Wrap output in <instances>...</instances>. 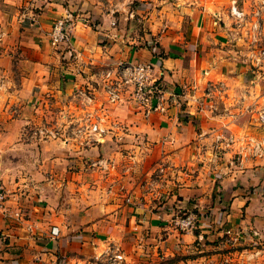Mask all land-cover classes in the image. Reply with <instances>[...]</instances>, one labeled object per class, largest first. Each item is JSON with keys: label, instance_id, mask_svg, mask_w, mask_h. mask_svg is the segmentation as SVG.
Wrapping results in <instances>:
<instances>
[{"label": "crops", "instance_id": "0c3cea01", "mask_svg": "<svg viewBox=\"0 0 264 264\" xmlns=\"http://www.w3.org/2000/svg\"><path fill=\"white\" fill-rule=\"evenodd\" d=\"M125 2L0 0V264H87L144 245L187 251L264 236V157L238 140L239 125L244 135L263 132L253 125L261 97L256 82H240L257 76L230 0ZM63 15L70 43L56 47L50 31ZM120 62L152 65L165 111L146 118L127 103L110 107L114 128L94 145L28 137L47 101L71 105L76 86L101 93L103 71ZM124 135L168 156L176 186L163 202L119 193L110 167L91 165L103 157L115 166L122 145L109 140ZM185 211L198 213V228L175 227Z\"/></svg>", "mask_w": 264, "mask_h": 264}, {"label": "rangeland", "instance_id": "374dc122", "mask_svg": "<svg viewBox=\"0 0 264 264\" xmlns=\"http://www.w3.org/2000/svg\"><path fill=\"white\" fill-rule=\"evenodd\" d=\"M126 1L125 3L130 2L132 5L136 0ZM255 3V0H240V4L245 7V10L249 13L253 12L256 8ZM128 11L129 10H125V12ZM233 23L241 26L242 30L240 32L245 38L243 44L246 45L249 42L253 44L257 41L259 44L264 45V24L259 29L254 30L248 21L236 22L233 20ZM140 25L137 24L136 27H133L134 30L137 32L144 31L143 25ZM125 28L129 31L132 30L131 26L126 27V25H124V29ZM255 33L259 36L257 39H253ZM248 67V71H252L257 77L250 80L248 78H243L240 82L252 80L253 83H257L255 94L261 97V100L259 102L260 106L255 110L257 113L253 125L259 129L262 128L263 134L244 135L245 132H243L242 126L237 125L238 130H240L238 132V137H240L238 140L239 145L245 148V153H250L249 155L251 156L263 154L260 155L263 158L264 124L260 119V115L264 112V76L262 75V72H264V64L262 66L248 64ZM220 84L222 85V82H220ZM236 84L239 85L240 83ZM83 87L89 89V91L93 93L96 99L95 102L92 101L91 104H86L82 97L74 96L71 105H69V103L62 105L61 108L64 109L66 114L62 118L63 124H61V128L66 131L68 127H70L71 130L81 127L82 122L80 117H83L87 111H94L96 109L98 110L97 115L103 116V123L107 127V130L113 129L114 127L108 122L112 111H108V109L110 107L113 109L117 104L111 103L106 98L103 89L101 93H98L97 89L91 88L88 85H84ZM55 115L56 114H54V117ZM43 117L44 114L42 118ZM71 119H73V121L70 122ZM40 121H42V119ZM71 123L72 125H70ZM125 128L128 127H124V130H127ZM245 136L247 137L243 138ZM70 141L73 145H79L80 147L84 146L78 138ZM109 141H111V147L114 148L116 147V142L118 145H122L121 148H119L122 153L118 154L117 160L116 154L112 156V162H116V165L114 166L112 164L109 170L112 177L111 183L112 185H116L119 193L126 192L129 195H133V197H143L145 199L146 195H150L147 196L150 198V201L161 203L165 199L166 193L175 190L176 183L168 181L172 174L166 170L168 164H170L169 158L160 147L145 144L143 140L137 141L135 137L133 138V136L129 135H124V139L114 138ZM137 144L141 147H138ZM241 153L240 150L237 151V156ZM262 163L261 165H264V161ZM235 244L216 247L214 245L206 246L201 242L199 244H194L190 250L187 251L179 248L177 249L175 246L173 248L169 246H164L162 248L160 246L161 244L149 247L144 245L139 251H136L133 255H129L127 259L123 261L119 260L118 264H264V236L255 234L253 239ZM100 261L104 264H117L115 261L113 262L110 260L101 259Z\"/></svg>", "mask_w": 264, "mask_h": 264}, {"label": "built area", "instance_id": "2783aa9c", "mask_svg": "<svg viewBox=\"0 0 264 264\" xmlns=\"http://www.w3.org/2000/svg\"><path fill=\"white\" fill-rule=\"evenodd\" d=\"M256 8L249 13L240 4V0H230L229 13L232 19L236 22H250L254 30L259 29L264 24V0H255ZM251 18H250V15ZM69 17L63 15L57 17L52 24L50 31V41L52 45L58 47L62 43L69 45ZM257 33L253 35V39H257ZM251 53L249 55L248 64L262 66L264 64V45L255 41L253 44L249 42ZM260 68V67H256ZM163 77L155 76L152 72V65L145 63L120 62L114 67H110L103 71L101 77V86L106 98L115 104L127 103L130 104L136 111L142 113L146 118H149L156 112L165 111L166 107L165 92ZM1 86V79H0ZM74 97H82L84 103L91 104L95 102V96L89 89L83 86H76ZM48 106L44 107V117L37 124H29L26 134L30 138L37 140H46L50 138L61 139L64 142L80 139L81 143L86 145H94L101 142L107 132V127L104 125V118L97 115L98 110L87 111L81 118V127L68 129L66 131L61 128L63 124L62 118L66 114L64 109L53 108L52 101H47ZM58 110V111H56ZM54 114L55 117H54ZM50 115V117H49ZM260 119L264 124V112L260 115ZM79 120V119H77ZM73 119L70 120V122ZM73 123V122H72ZM72 123L70 125H72ZM69 124V123H68ZM219 140V137H218ZM231 140H233L231 138ZM258 154V153H257ZM263 155V154H260ZM92 166H100L104 169L110 167L109 162L101 158L91 160ZM6 197V191L2 181L0 180V208H3V203ZM198 213L193 211H185L176 213L173 216V224L181 230H194L198 228ZM57 229L53 233H57ZM201 237L200 239H202ZM109 259L119 261L124 259V254L121 252H110ZM87 264H104L101 261H91Z\"/></svg>", "mask_w": 264, "mask_h": 264}]
</instances>
